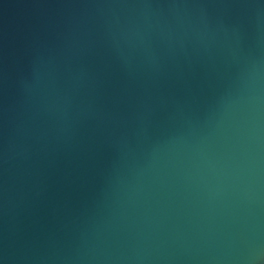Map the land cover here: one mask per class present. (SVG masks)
<instances>
[{"label":"water","instance_id":"water-1","mask_svg":"<svg viewBox=\"0 0 264 264\" xmlns=\"http://www.w3.org/2000/svg\"><path fill=\"white\" fill-rule=\"evenodd\" d=\"M0 264H264V0H0Z\"/></svg>","mask_w":264,"mask_h":264}]
</instances>
